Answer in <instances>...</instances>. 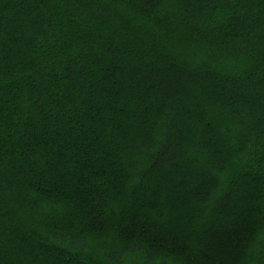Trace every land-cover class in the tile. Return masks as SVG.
I'll use <instances>...</instances> for the list:
<instances>
[{"label":"trees","instance_id":"1","mask_svg":"<svg viewBox=\"0 0 264 264\" xmlns=\"http://www.w3.org/2000/svg\"><path fill=\"white\" fill-rule=\"evenodd\" d=\"M0 264H264V0H0Z\"/></svg>","mask_w":264,"mask_h":264},{"label":"rangeland","instance_id":"2","mask_svg":"<svg viewBox=\"0 0 264 264\" xmlns=\"http://www.w3.org/2000/svg\"><path fill=\"white\" fill-rule=\"evenodd\" d=\"M149 125L146 126V128L148 127Z\"/></svg>","mask_w":264,"mask_h":264}]
</instances>
